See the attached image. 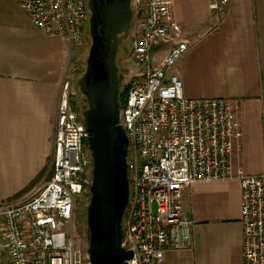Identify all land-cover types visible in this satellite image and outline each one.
Masks as SVG:
<instances>
[{
  "label": "built area",
  "instance_id": "2783aa9c",
  "mask_svg": "<svg viewBox=\"0 0 264 264\" xmlns=\"http://www.w3.org/2000/svg\"><path fill=\"white\" fill-rule=\"evenodd\" d=\"M16 2L46 34L83 43L89 0ZM172 2L132 0L141 15L130 56L138 75L127 85L120 113L130 138L131 195L123 220V245L134 250L129 264H162L167 251L186 248L193 221L183 213L184 189L222 180L241 185L244 264H264V173L233 167L241 131L230 100L186 97L175 68L190 46L180 40ZM229 3L209 0L212 15L223 16ZM53 166L48 182L0 202V264H91L68 233L75 201L90 191L93 169L87 128L71 103L69 82L58 110Z\"/></svg>",
  "mask_w": 264,
  "mask_h": 264
},
{
  "label": "crops",
  "instance_id": "0c3cea01",
  "mask_svg": "<svg viewBox=\"0 0 264 264\" xmlns=\"http://www.w3.org/2000/svg\"><path fill=\"white\" fill-rule=\"evenodd\" d=\"M172 12L180 40L190 46L175 68L186 97L230 100L241 131L233 167L263 174L264 0H230L221 17L212 15L209 0H173ZM71 55V42L37 28L16 0H0V202L16 199L55 151ZM241 196L238 180L186 187L182 204L193 221L191 243L167 251L162 264H244Z\"/></svg>",
  "mask_w": 264,
  "mask_h": 264
},
{
  "label": "water",
  "instance_id": "95a60500",
  "mask_svg": "<svg viewBox=\"0 0 264 264\" xmlns=\"http://www.w3.org/2000/svg\"><path fill=\"white\" fill-rule=\"evenodd\" d=\"M91 46L79 88L93 159L87 207L91 264H129L134 250L123 245L124 215L130 202V138L121 125L120 47L134 20L132 0H89Z\"/></svg>",
  "mask_w": 264,
  "mask_h": 264
},
{
  "label": "rangeland",
  "instance_id": "374dc122",
  "mask_svg": "<svg viewBox=\"0 0 264 264\" xmlns=\"http://www.w3.org/2000/svg\"><path fill=\"white\" fill-rule=\"evenodd\" d=\"M133 10H134L133 24L130 29L128 38L124 41V43L121 46V51L118 56V65L120 68V77H121V88L129 85L132 81L136 79V76L138 75L137 66L132 60V58H130V56L132 53L135 36L138 33L139 21L141 19V15L136 5H133ZM84 33H85L84 39L81 45L77 46L72 44V55H71V62L69 65V71L65 78L61 90V95H62L65 84L67 82L70 83V100L72 105L79 112H83V110L86 108L85 104L87 103L86 98L80 91L79 80L83 75V73L85 72L86 60L91 46L89 20L86 24ZM169 48L170 47L166 46L165 51L169 50ZM55 135H56V130H55ZM55 135H54V142L56 137ZM47 165H48V170L44 178L42 179L45 180V183L48 182L53 175L54 149ZM89 202H90L89 192H86L82 196L77 198L74 206L73 221L68 228L69 235L72 237L75 244L82 249L85 255H88V248H89L88 232H87V207L89 205Z\"/></svg>",
  "mask_w": 264,
  "mask_h": 264
},
{
  "label": "trees",
  "instance_id": "16d2710c",
  "mask_svg": "<svg viewBox=\"0 0 264 264\" xmlns=\"http://www.w3.org/2000/svg\"><path fill=\"white\" fill-rule=\"evenodd\" d=\"M124 41H123V43H124ZM120 51H121V47H120ZM119 71H120V68H119ZM127 89H128V86H125V87L121 88V93H120L121 106L124 104L126 93H127ZM85 106H87V103L85 104ZM47 170H48V165L45 166V168L41 171V173L37 176V178L24 191H22L21 193L16 195L14 198L20 197L23 194H25L26 192L32 190L42 180V178L45 176ZM89 194H90V191H89Z\"/></svg>",
  "mask_w": 264,
  "mask_h": 264
}]
</instances>
